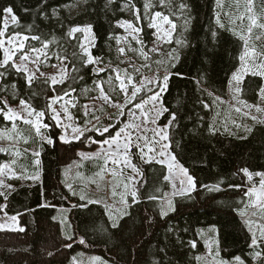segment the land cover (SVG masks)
Instances as JSON below:
<instances>
[{
  "label": "trees",
  "instance_id": "1",
  "mask_svg": "<svg viewBox=\"0 0 264 264\" xmlns=\"http://www.w3.org/2000/svg\"><path fill=\"white\" fill-rule=\"evenodd\" d=\"M75 1L82 7L71 13L68 6ZM124 4L139 12L146 43L152 33L149 20L156 12L176 25L170 44L164 48L179 46L183 52L169 72L162 98L167 111L161 122L166 124L175 116L168 129L169 149L193 177L195 189L171 199L174 210L162 217L160 209L167 208L170 190L164 180L165 168L155 162H137L141 173L138 202H128L113 227L107 207L100 201L90 203L75 196L69 189L71 178L67 181L63 174L66 167L81 161L78 152L88 147V135L62 142V132L51 120L48 105L65 93L90 91L100 77L93 64H86L80 47L83 31L70 37V29L91 26L95 42L91 55L99 61L111 59V47L123 34L119 23L127 17ZM250 6L259 22H264V0H252L251 5L249 0H166L164 5L160 0H0V30L3 10L11 7L18 19L8 27L7 35L28 37L30 49L43 48L47 42L44 50L48 62L53 65L56 59L63 60L68 70L62 83L52 85L42 77H34L29 84L12 63L0 68V86L14 90L32 110L45 113L48 138L53 141L40 143L39 182L16 184L13 191L0 195V215L17 217L23 229L0 230V264H69L84 248L116 264H197L198 255L205 250L198 229L209 226L218 230L223 259L240 257L247 264H264V250L256 259L252 256V236L240 216L241 211L252 210L246 207L250 202L246 193L257 183V178L249 180L242 170L251 175L264 173V125L254 124L242 137L223 132L217 118V99L227 96L230 78L241 65L245 42L239 34H248ZM253 31L252 38L256 34L259 40L264 39L261 29ZM33 36L40 40L31 39ZM257 48L264 53L261 46ZM262 86L259 76H247L241 98L257 103ZM0 122L4 123L1 116ZM30 154L22 163L28 171L34 168ZM4 160L0 158V165ZM89 168L88 173L95 171ZM206 185L218 186L219 190L209 191ZM149 196L157 199L150 200ZM57 210L68 213L71 239L64 236L55 219ZM81 239L83 244L78 243Z\"/></svg>",
  "mask_w": 264,
  "mask_h": 264
},
{
  "label": "rangeland",
  "instance_id": "2",
  "mask_svg": "<svg viewBox=\"0 0 264 264\" xmlns=\"http://www.w3.org/2000/svg\"><path fill=\"white\" fill-rule=\"evenodd\" d=\"M81 7L82 3L80 1H75L68 6V10H70L71 13H75L79 12ZM122 8L127 14L126 19L121 21L126 22L125 25L121 26L119 23L123 32L122 37L116 39L115 44L111 47V59L106 61L95 59L96 62L92 63L96 70L103 69V71H95L97 76L100 77L97 78L93 88L90 91H80L63 96V99L57 100L52 104L51 112V120L56 127L61 130L62 135L65 136L68 142L78 141L85 135H88L85 138L86 146L88 147L78 152L81 161L70 166V168L66 167L63 174L67 181L71 178L69 189L75 196H78L80 199L81 196H83L84 199H81L82 201H100L107 207L108 216L112 225L113 223L116 225L118 224L119 219L124 214V210L129 206L127 203L133 201L131 195L126 193H130L131 190H137L138 182L141 179L140 171L138 175L134 173L130 167L123 164L125 150L122 145L127 140V137L131 136V145L127 155L131 163L134 164L137 169V162H144V159H147L149 155L155 157V159H164V157L158 155L161 150L160 144L153 143L159 140V136L155 135V131L168 125V123L163 124L161 122L165 112L158 115L160 107L163 105L162 98L165 91L161 92L157 85L163 84L165 75L169 77L171 67L175 65L174 63L183 52L179 46L170 50L164 48L165 45L170 44L174 31H172L170 25L163 23L160 18L156 19L159 31L156 27H151L152 17L155 14H153L149 20V27L152 33L149 43H146L144 40L145 32L143 28H141V16L137 9L130 4H124ZM250 13H252V11ZM5 20H7L8 27L13 25L11 15L4 13L1 30H4ZM127 23H131L134 28L140 31L133 32L131 28L127 27ZM8 27L5 30V36L0 37V39H4L5 41L4 48H10L15 51L12 61L9 63L23 65L27 71L25 72L22 70L21 72H23L26 77L32 74L34 77L47 78L50 83L51 78L55 77L58 81L56 84L61 83L59 82L61 80H65L68 70L63 60L56 59L53 65L50 64L46 58L47 53L43 49V53L45 54H40L39 60L37 61L36 56L38 53L32 52L31 49L27 47V40L23 41L24 48L22 51L16 50L25 36L19 34L7 35ZM166 31H171V37L165 36ZM263 32L264 29H261V33ZM83 33V44L91 54V49L94 47L95 43L94 38L91 32L83 31ZM252 33H254V31H252ZM257 36L258 35L255 34L254 38H252V36L248 38L247 34L246 38L249 39L250 48L254 47L257 53H262L261 51L259 52L257 46H261L264 49V39H256ZM10 38H14L12 44L8 43ZM4 48H0L2 56L1 61L4 58ZM121 48L124 49L123 54L120 52ZM24 54H27L30 59L21 61L20 56ZM260 58L261 57H258V59ZM241 65L237 71L241 69ZM249 75L251 74H245L239 83L233 79L232 75L228 84L227 96L217 99V118L223 132L239 134L243 137L254 124L264 125V98L259 94L258 101L255 104L247 103L241 98L240 92L243 80ZM117 77H119V79H117ZM259 77L262 79V87H264V77ZM129 79L131 83H129ZM121 82L124 83L127 96L131 100L130 103L125 100L126 93L121 91ZM97 85L102 86L104 93L109 97L108 100H105L101 96V90ZM133 86L141 89V91L137 93L135 99L131 98ZM237 88L240 90L237 91ZM156 93H160V98L157 101H152L150 98ZM5 100L7 101V106L3 103ZM0 101L2 104L0 105V109L3 110L0 111V116L4 122H0V133H3V135H0V158H5L0 165V168L3 169L0 171V181H2L0 191L7 194L15 189L16 184L21 186L39 182L41 178L39 173L40 167L35 161L39 160L40 143L47 142L49 138L47 132L48 127H41L40 134L38 135L31 124L24 123L25 119L35 122L37 118L35 115H28V112L32 111V109L27 104L24 106L20 105L21 99L18 98L14 90H5L0 86ZM136 104H142V108H136ZM115 105H120V107L118 108ZM9 108H11L13 112L19 113L23 119H16L15 121L5 119L4 114L8 112ZM64 108H67V114L63 111ZM258 108L260 111L257 110ZM54 111L60 113L59 126H57L56 121L52 119ZM69 116L71 119L68 118ZM253 117H255V119H253ZM45 118V116L40 118V123L42 125H48L45 122ZM153 120L155 123H152ZM13 125H15V128H13ZM125 125H131V127L125 128ZM73 127L79 128L83 134L81 135L80 132L73 133ZM105 127L108 128V132L101 135L100 132H102ZM121 128H125V133H122L121 137L117 140V144L121 145L118 149L120 155L114 157L120 160V164H113L112 159H108L107 164H105V153L117 151V147L116 144H113L111 149H109V146L106 144L101 147L102 142L115 137L116 133L119 132ZM96 129H99L100 132ZM77 136H79V139H75ZM25 140L27 142H25ZM146 142L148 146L155 147L154 152L148 153V148L145 146ZM161 143H167L169 145L168 140L162 141ZM137 145H139V147ZM33 146L34 148L31 150ZM141 149H143V153L146 154L144 159H141ZM167 151L171 153L169 148ZM31 152L32 155L30 154ZM98 152L101 153L100 156H93V154ZM35 153H39V155L37 156ZM79 153L93 156V158L85 159L79 155ZM28 154L33 157L31 160V165L34 167L32 169L33 171H28L25 166L22 165L26 159L28 160ZM88 161L90 162L89 164L84 163ZM153 162H155V160H153ZM178 164L185 168L181 163L178 162ZM159 165L165 168L166 175L170 177L167 181L170 185V190L168 192L169 198L165 200V203L174 197L183 196L179 193L188 188L187 177L184 176L178 168L173 169L172 173H169L166 165ZM90 166L92 167L91 169H95V171L88 173L90 171ZM113 171L116 173L115 176L112 175ZM98 173H102L103 178H101V175H97ZM36 175L39 176V179L31 178ZM188 175H190L189 172ZM130 177H134V179L130 180ZM252 178H257V183L252 188L259 189L261 177L252 175ZM181 180L184 181L183 185L181 184ZM125 184L129 185L128 189H125ZM173 185H175V187H173ZM191 192H187L184 195ZM122 196L124 200L127 201L126 204L122 201ZM253 212H255V215H253ZM12 218L13 217L5 216L4 214L0 215V230L21 231L20 229H22V226L20 225L19 219L17 217H15V219ZM55 219L60 223L64 236L66 238L72 237V226L69 222L67 211L57 210ZM242 220L247 229L248 226L245 221L251 222L252 229L256 233L257 238H259L260 233L258 226L264 224V212L258 208H252L250 212H245V216L242 217ZM250 234L252 236L251 232ZM198 236L204 241L205 250L198 255L197 264H221V262L235 264L234 259L228 260L221 257L218 246V230L215 226L198 229ZM78 243L82 244L80 241H78ZM252 248L255 249L252 252V256L256 259L258 256H256L255 253L264 250V241H261L258 247ZM96 257L99 259H94ZM241 260L244 264H247L243 258H241ZM69 264L116 263L111 262L102 255L87 252L84 248L80 249V251L72 256Z\"/></svg>",
  "mask_w": 264,
  "mask_h": 264
},
{
  "label": "snow or ice",
  "instance_id": "3",
  "mask_svg": "<svg viewBox=\"0 0 264 264\" xmlns=\"http://www.w3.org/2000/svg\"><path fill=\"white\" fill-rule=\"evenodd\" d=\"M160 3L162 5H164L166 3V0H160ZM251 3H252V0H249V5H251ZM148 6L149 5H147V4L145 5L146 8ZM180 7H181V9H183L185 7V5L181 4ZM3 11H4V13L11 15V20H12L13 24H15L17 22L18 18L13 13V9L11 7L5 8ZM248 11L249 12L252 11L251 6L248 8ZM157 18H160V20H162L163 23L170 25L172 31H174L176 29V25L174 23H172V21L169 19V17L163 15L160 12H156L155 15L152 17V24L150 25L151 27H156L157 30L159 31V26L156 23V19ZM240 19L243 20V17H240ZM248 20H249V24H248V27H247L248 38L251 37L252 31H253L254 28L264 29V23H260L259 22V18L256 17L255 15H249L248 16ZM125 23L126 22H120L121 26H124ZM7 27H8V23H7V20H5L4 21V30H0V37H4L5 36V30L7 29ZM127 27L131 28L133 32H139L140 31L139 29L134 28L131 23H127ZM81 31H87V32L90 33L91 32V26H87L86 28H81L79 26L72 27L70 29V31L68 32V35L71 37L75 33L81 32ZM171 34H172L171 31H166L165 32V36H167V37H171ZM14 38H10L8 40V43L12 44V40ZM239 38L241 40H244V42H245V52L240 56V60L242 61L241 69L233 74V79L236 80L239 83L240 80L242 79V77L245 74H251L253 76L264 77V53H257V51H256V49L254 47L250 48L249 47V39L245 37L243 32H241L239 34ZM27 39H28V37H23V39L21 40V42H20L19 46L16 48V50L22 51L23 48H24L23 41L27 40ZM31 39L40 40V37L33 36V37H31ZM158 39H159V37H158ZM256 39H261V37L258 36V37H256ZM177 43H182V41L178 40ZM4 44H5L4 39H0V48H4ZM47 47H48V43L44 42L42 49H35V48L31 49L32 52L38 53V55L36 56V60L37 61L39 60V55L40 54H45V53H43V49H46ZM80 47H81V49L83 50V52L85 53V55L87 57L86 64H92V63L96 62L94 57L88 52V49L84 46V44H81ZM123 51H124V49L121 48L120 49L121 54H123ZM14 55H15V51L13 49L4 48V58H3L2 61H0V68L8 66L9 62L12 61V58H13ZM258 57H261V58L258 59ZM29 59H30V57L27 54H24V55L20 56V60L21 61H27ZM12 67H14L17 72H20L22 70L25 71V72L27 71L26 68H24L23 65H17L15 63H13ZM37 70H39V69H37ZM94 71H103V69H99V70L94 69ZM0 75H3V73H0ZM65 75H66V72H65ZM33 79H34V75H32V74L27 75V81H28L29 84H31ZM117 79H119V77H117ZM168 79H169L168 75H165L164 78H163V84L162 85L161 84L157 85L160 88L161 92L167 90ZM57 82L58 81L55 79V77L51 78V83L53 85H55ZM59 82L62 83L63 80H61ZM129 83H131L130 79H129ZM97 87H99L100 90H101V96L105 100H108L109 97L104 93L102 86L101 85H97ZM239 90L240 89L237 88V91H239ZM121 91H124L126 93V89L124 87V83L123 82H121ZM140 91H141L140 88H137V87L133 86V90H132V93H131V98L135 99L137 93L140 92ZM65 95H67V93H65ZM260 95H261L262 98H264V87H261ZM159 98H160V93H156L153 96H151L150 99L152 101H157V100H159ZM60 99H63V98L62 97L53 98L52 102L49 103L48 107L51 109L52 108V104L55 103L57 100H60ZM125 100L128 103L131 102V100L127 96V93L125 94ZM3 103L5 104V106H7V101L6 100ZM25 104H26L25 101H23V100L20 101V105L21 106H24ZM115 106L118 107V108L120 107V105H115ZM135 107L138 108V109L142 108V104H136ZM237 110H239V109H237ZM257 110L260 111L259 108ZM0 111H3V110L0 109ZM63 111L67 114L68 110H67V108H64ZM166 111H167V109L164 108L163 105H161L160 110L158 112V115H161V114H163V112H166ZM28 115L29 116L35 115L37 119H36L35 122L32 121V120L25 119L24 123L31 124L38 135L40 134L41 127H45V128L48 127V125H42L40 123V118L45 115L44 112H36L33 109L32 111L28 112ZM4 116H5V119L12 120V121H15L16 119H23V117L19 113L13 112L11 110V108L8 109V112H6L4 114ZM68 118L71 119L70 116ZM52 119L56 121L57 126L60 125V113L59 112H55L54 111ZM253 119H255V117H253ZM174 120H175V116L173 115L172 118L169 120L168 125H166L164 128H159L158 130L155 131V135L159 136V140L158 141H154L153 143L154 144H160V149L161 150L158 153V155L160 157H164V159H155V157H153L151 155L147 156V159H144L146 154L143 153V149H141V153H142L141 154V159H144L145 163H151V162H153V160H155L156 163H159V164H162V165H166L167 168H168L169 173H172L173 169L178 168L179 171L184 176L187 177L188 188L186 190H182L179 193L180 195H184L187 192H191L192 190L195 189V181H194L192 176L188 175L187 169L183 168L181 165L178 164V162L176 161V157L174 155H172L170 152L167 151V149L169 148V145L167 143H161L162 141H167L169 139L167 129L173 123ZM152 123H155V121L153 120ZM65 127H68V126H65ZM127 127H131V125H125V128H127ZM13 128H15V125H13ZM125 128H121L119 130V132L116 133L115 137H112L110 139L104 140L102 142L101 147H103V145H105V144L109 146V149L112 148L113 144H116V147H117V151H113L111 153H105V164H107V160L108 159H112V163L113 164H117V165L120 164V160L115 159L114 157L120 155V153L118 152V149L121 147V145L117 144V140L121 137L122 133H125ZM96 130L98 132H100L99 129H96ZM248 131H251V129H249ZM72 132L73 133L80 132L81 135L83 134L79 128H75V127L72 128ZM105 132H108V128L107 127H105L103 129V131L100 132V134L103 135V133H105ZM0 135H3V133H0ZM60 139H61L62 142H65V143L68 142L65 139V136H63V135L60 137ZM75 139H79V136L75 137ZM25 142H27V141L25 140ZM47 142L51 144L53 141L49 138ZM130 145H131V136H128L127 140L122 145V147L125 150L124 156H123V164L125 166L130 167L134 173H137L139 175L140 174L139 173V169H137L136 166L131 163V160H130V158L127 155L128 151L130 149ZM137 146L139 147V145H137ZM145 146L148 148V153H152V152L155 151V147L154 146H148L147 142H146ZM35 155L38 156L39 153H35ZM79 155H81L85 159H91V158H93V156H97V157L100 156L101 153L98 152L96 154H93V156H87L84 153H79ZM35 163L37 165H39L40 162H39V160H37V161H35ZM2 170L3 169L0 168V171H2ZM242 171L244 172L245 175L248 176L249 180L252 179V175L248 172L247 169H243ZM97 175H101V178H103L102 173H98ZM112 175L115 176L116 173L113 171ZM256 175L261 177L260 186H259V189L251 188V189L248 190L246 195H248L250 197V204L246 205V207L258 208L262 212H264V173H256ZM31 178L32 179H39V176L36 175L34 177H31ZM129 179L132 180V179H134V177H130ZM169 179H170L169 175H165L164 176V180L165 181H168ZM183 183H184V181L181 180V184L182 185H183ZM0 185H2V181H0ZM124 187H125V189H128L129 185L125 184ZM173 187H175V185H173ZM205 187L208 188L209 191L219 190L218 186H207L206 185ZM126 194H130L131 195L132 200H133L134 203L138 202L137 201V195H138L137 190H131L130 193H126ZM0 195H3V193H0ZM148 198L150 200L157 199L156 196H149ZM252 198H254V199H252ZM81 199H84V197L81 196ZM121 199H122V201L125 204L127 203V201L124 200L123 196L121 197ZM94 202L95 201H90V203H94ZM172 210H174L173 206H172V202H171V200H168L167 201V208L161 207L160 214L163 217V216L168 214V211H172ZM240 215L242 217H244L245 216V212L241 211ZM253 215H255V212H253ZM12 219H15V217H13ZM245 223L248 226L249 232L252 233V240H251L250 247H258L259 243L261 241H264V224H260L258 226V230H259L260 236H259V238H257L256 233L252 229L251 222L250 221H245ZM112 226L116 227L117 225L115 223H113ZM20 230L23 231V229H20ZM69 239H71V237H69ZM80 243L83 244L84 240L81 239ZM192 246L195 247V244L192 243ZM68 247H71V245H68ZM255 255L256 256H260L261 253L260 252H256ZM94 259L98 260L99 258L96 257ZM234 260H235V264H244V262L241 260L240 257H235ZM221 264H227V262H221Z\"/></svg>",
  "mask_w": 264,
  "mask_h": 264
},
{
  "label": "bare ground",
  "instance_id": "4",
  "mask_svg": "<svg viewBox=\"0 0 264 264\" xmlns=\"http://www.w3.org/2000/svg\"><path fill=\"white\" fill-rule=\"evenodd\" d=\"M202 182V181H201Z\"/></svg>",
  "mask_w": 264,
  "mask_h": 264
}]
</instances>
